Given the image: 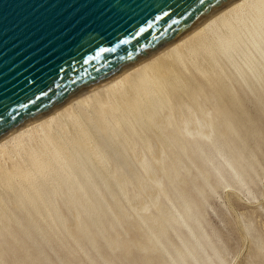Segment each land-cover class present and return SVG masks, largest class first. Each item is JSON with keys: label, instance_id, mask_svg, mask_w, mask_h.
I'll use <instances>...</instances> for the list:
<instances>
[{"label": "bare ground", "instance_id": "6f19581e", "mask_svg": "<svg viewBox=\"0 0 264 264\" xmlns=\"http://www.w3.org/2000/svg\"><path fill=\"white\" fill-rule=\"evenodd\" d=\"M262 121L264 0H235L0 140V264H55L48 252L70 245L90 264H227L191 169L211 192L250 191ZM123 200L155 208L133 219Z\"/></svg>", "mask_w": 264, "mask_h": 264}, {"label": "water", "instance_id": "95a60500", "mask_svg": "<svg viewBox=\"0 0 264 264\" xmlns=\"http://www.w3.org/2000/svg\"><path fill=\"white\" fill-rule=\"evenodd\" d=\"M235 0H0V140L171 46Z\"/></svg>", "mask_w": 264, "mask_h": 264}, {"label": "rangeland", "instance_id": "374dc122", "mask_svg": "<svg viewBox=\"0 0 264 264\" xmlns=\"http://www.w3.org/2000/svg\"><path fill=\"white\" fill-rule=\"evenodd\" d=\"M256 106L262 107L260 104H256ZM254 116L263 117V114L258 113ZM260 123V127L256 126L257 129L264 127V121ZM256 141L261 145L260 150L255 152L258 155V176L254 175L249 180L248 188L250 191L239 189L237 185H234L228 188L219 186L214 192H211L207 185L201 184L202 176H196L198 174L196 169H191V182H197L199 184L198 189L203 188L205 191L207 203L201 205L200 211L205 213L206 228L218 244V250L221 256H224L227 264L264 263V134ZM251 146L254 149L252 143ZM192 158L193 160L197 159L195 155ZM185 173L186 171L181 173V176H185ZM162 180L165 183L167 182L164 177ZM192 187L188 186L192 197L197 200L195 197H197L198 189ZM137 189L138 186L131 183L128 188L129 195L133 196ZM169 192L174 194V189L171 188ZM141 193H144V191H141ZM161 201L170 205L169 201L163 196H161ZM123 204L133 219H137V216L145 209L153 212L155 208V201H148L145 209L139 206L130 207L125 200H123ZM141 226L146 231L145 224ZM114 229L117 230L118 228L115 226ZM172 238L175 240V236L172 235ZM163 240L166 243L168 242L165 236ZM77 250L78 254L71 257L72 253L77 252ZM79 252L77 246L70 245L65 248H55L52 252L49 251L48 254L55 261V264H90L87 260L88 255ZM106 254H109V249L106 253H103V255ZM58 258H62L61 261L63 262H60ZM64 259L67 262H64ZM129 260H126V262ZM158 262H161V260Z\"/></svg>", "mask_w": 264, "mask_h": 264}]
</instances>
